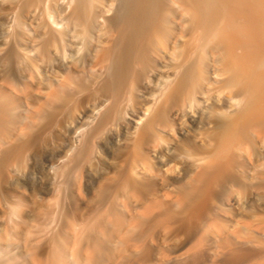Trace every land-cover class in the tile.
Here are the masks:
<instances>
[{"label": "bare ground", "instance_id": "1", "mask_svg": "<svg viewBox=\"0 0 264 264\" xmlns=\"http://www.w3.org/2000/svg\"><path fill=\"white\" fill-rule=\"evenodd\" d=\"M0 225V264H264V0H0Z\"/></svg>", "mask_w": 264, "mask_h": 264}, {"label": "rangeland", "instance_id": "2", "mask_svg": "<svg viewBox=\"0 0 264 264\" xmlns=\"http://www.w3.org/2000/svg\"><path fill=\"white\" fill-rule=\"evenodd\" d=\"M66 142L67 139L62 137ZM56 144L49 146L47 148H43L37 154V157H32V159L28 162V164L21 170L20 175L17 179V185L23 190L25 198L29 201L30 198L38 197L45 198L50 192L53 191V187H51V175L49 176L50 166L55 165V157L58 154V150H56ZM103 166L97 170H92L88 167L82 170V183L84 186L83 192L87 198L93 197L94 189L98 188L100 183V175L103 173L104 168H108L106 165L111 163L113 160V151L105 150L103 154ZM41 196V197H40ZM27 202V201H26ZM29 203V202H28ZM70 208L74 206L73 203H70ZM78 204V203H77ZM89 204L87 199L84 202H81V208H88ZM103 204H96L92 207L95 210L96 207L102 206ZM29 211V210H27ZM25 220L29 223V218ZM4 226L0 225V228ZM26 236V235H25ZM6 239V238H4ZM5 242V241H3ZM20 247L22 248L23 243L20 241ZM156 252V250H155Z\"/></svg>", "mask_w": 264, "mask_h": 264}]
</instances>
